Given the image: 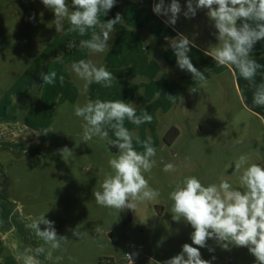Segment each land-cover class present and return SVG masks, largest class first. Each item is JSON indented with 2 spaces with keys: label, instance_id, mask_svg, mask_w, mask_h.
<instances>
[{
  "label": "rangeland",
  "instance_id": "obj_1",
  "mask_svg": "<svg viewBox=\"0 0 264 264\" xmlns=\"http://www.w3.org/2000/svg\"><path fill=\"white\" fill-rule=\"evenodd\" d=\"M73 8L69 6L70 11ZM54 20L53 11L42 0H0V121L28 118L30 125L51 126L43 147L31 149L35 156L15 155L4 169L7 191L2 199L9 203L19 230L28 229L32 220L43 213L45 219L54 221L57 234L70 240L60 250L49 245L53 258L63 257L59 264H149L152 259L163 264L179 254L183 244H192L194 231L186 222L172 219L169 193L187 176H196L204 184L226 179L237 186L238 175L232 174L234 161L241 154L252 163L264 165V126L243 110L231 66L219 65L203 51L201 54L208 56L211 65L207 69L218 67L219 73L209 71L205 81H188V85L181 86L180 94L172 97L176 107L167 115L146 110L153 117L151 123L136 126L126 119L130 131L140 140L150 137L156 148L157 164L145 176L149 187L159 191L154 199L137 203L131 210L132 222L126 224L122 210L99 206L93 196L112 171L108 161L118 151L109 142L116 139L114 133L109 130L105 140H85L82 119L63 115L57 100L53 110L42 104L46 102L45 94L52 93L42 84L43 60L61 35ZM208 33L205 35L209 38H217L215 28ZM192 88L197 90L193 92ZM12 102L17 103L16 109ZM156 118L161 125L166 124L156 126ZM173 127L179 129V136L167 142L165 136ZM19 133L0 134L3 145L14 140L18 143ZM133 145L143 151L135 139ZM64 147L73 155L63 157L59 150ZM20 149L16 147L15 151ZM165 163L174 164L176 170L164 172ZM40 228L43 230L45 225ZM76 230L85 235L81 239L73 236ZM31 237L33 243L36 239ZM207 243L214 251L201 248L200 252L212 264H257L247 247L225 250L214 240ZM131 245L137 253L132 262L125 256ZM48 262L53 264V259Z\"/></svg>",
  "mask_w": 264,
  "mask_h": 264
},
{
  "label": "clouds",
  "instance_id": "obj_2",
  "mask_svg": "<svg viewBox=\"0 0 264 264\" xmlns=\"http://www.w3.org/2000/svg\"><path fill=\"white\" fill-rule=\"evenodd\" d=\"M116 2L117 0H72L75 10L70 11L66 0H42L43 5L55 15L53 23L57 33L63 32L65 21L81 37L93 30L90 38L81 39L78 45L87 49L90 54L108 52L110 34L115 25L122 23V17L117 13L114 19L107 22L101 21L99 17L101 14L106 16ZM204 9H207V16L213 22L219 40V44L205 54L211 56L219 65H234L245 80L252 81L257 69L261 67L250 57V53L258 41H264V0H195V3L187 0L183 15L192 18L198 10ZM153 12L167 17L166 23L174 26L181 13V5L178 0H171L168 5H165V0H159L154 5ZM97 26L100 29L99 34L94 31ZM76 46L75 42L69 44V48ZM194 46L182 33H178L170 41L178 67L190 72L194 80L204 81L203 72L197 70L188 56L190 48ZM71 71L84 82L82 93L93 82L111 88L113 80H116L110 71L104 66H97L91 59L73 62ZM41 76L44 84H52L56 73H41ZM60 79L63 81L62 76ZM196 90L197 88L191 89L193 92ZM253 103L264 106V84L254 93ZM74 115L84 122L82 127L85 140L93 137L108 139L109 130L116 138L109 141L118 149L117 155L108 161L112 171L106 175L100 189L93 192L97 205L118 210H134L137 203L159 196L158 190L149 187L145 176L157 164L156 148L153 147L150 137L140 140L125 126V119L136 126L151 123L152 115L146 110H140L138 115L136 106L123 100L100 99L76 105ZM134 139L143 149L142 152L134 147ZM59 152L63 157L73 155L67 147ZM234 164L235 171L232 175H238L237 186L226 179H221L218 183L204 184L196 176H187L169 193L173 202L172 219L186 222L194 231L190 236L192 244H183L182 251L163 264H212L210 260L203 259L200 252L201 248L214 251L207 243L210 239L225 250L232 246L247 247L256 258L257 264H264V165L250 162L245 154H241ZM175 170L174 164H164V172ZM41 224L45 225L43 230L40 228ZM28 227L44 244L35 249L34 255L25 256L23 264H40L36 257L46 252L44 245L60 250L63 243L70 241L66 236L57 234L54 221L45 219L44 213L32 220ZM72 235L81 239L85 233L76 230ZM134 255L137 253L125 256L132 262ZM47 257L53 259V264H59L63 259L62 256L53 258L51 251L47 252ZM149 264L161 262L152 259Z\"/></svg>",
  "mask_w": 264,
  "mask_h": 264
},
{
  "label": "crops",
  "instance_id": "obj_3",
  "mask_svg": "<svg viewBox=\"0 0 264 264\" xmlns=\"http://www.w3.org/2000/svg\"><path fill=\"white\" fill-rule=\"evenodd\" d=\"M158 2L159 0H117L106 16L101 14L99 19L103 22L114 19L117 13H120L122 17V23L114 26V31L110 34L111 39L108 41V52L104 53L90 54L87 49L81 47L67 52L66 45L69 40L89 39L93 31L89 30L87 35L81 37L79 32L72 31V26L67 23L61 35L55 38L54 44L47 50L45 60H43L45 62L42 64V67L45 66L43 73L54 71L56 78L52 84H44L52 93L45 94L46 102L42 104L49 105L50 110H53V102L57 100V107L64 109L63 115H73L74 120L80 119L74 115L76 105H83L88 100L95 101L96 99L123 100L134 104L138 113L140 110L149 109L154 112L161 111L167 115L174 106L176 107V99L172 98L174 93L179 95L181 86L188 85V81L189 84L195 81L190 72L178 67L176 57L170 47V41L177 37L178 33L184 34L195 45L190 48L188 56L197 70L203 72L205 80L208 78L209 71L219 73L218 67L207 69L211 67L208 56L201 54L210 49V43L213 47L219 44L216 36L209 38L205 35L214 29L213 22L207 16V9L198 10L195 17L186 18L183 12L186 10L187 0H178L181 13L178 15L176 24L171 26L166 23L167 17L153 12V7ZM67 3L72 7V0H67ZM170 3L171 0H165V5ZM94 31L99 34V26ZM250 57L261 65L252 81L245 80L234 65L230 68L239 98L244 105L243 110L264 126V106H257L253 103L254 93L260 85L264 84V41H258L254 45ZM81 59H91L97 66H104L110 71L116 79L113 80L112 87L105 88L93 82L87 91L82 93L84 82L71 71V64ZM61 76L63 81L60 79ZM199 81L196 79V82ZM2 103L5 102L2 101ZM12 104L16 109L17 103L12 102ZM158 120L156 118V126L158 123L160 126L166 124L165 122L161 125ZM126 123L125 119V126H127ZM50 127L30 125L28 118L16 122L0 121V134L20 132L17 138L18 143L14 140L8 145H3L0 139V170L2 171L0 173V264H23L25 256L34 255L35 249L44 244L30 228L24 230L17 228L12 220L13 213L10 212V205L6 199L2 198L7 191L4 169L14 160L15 155L27 154L33 157L34 153L31 149L34 146L43 147ZM32 132H35V136ZM48 145L53 147L52 142ZM16 147L21 149L16 152ZM4 148L8 151H4ZM9 213L11 219L8 218ZM32 235L36 239L33 243ZM44 247L46 252L37 256L36 259L40 264H49L47 257L49 245H44Z\"/></svg>",
  "mask_w": 264,
  "mask_h": 264
},
{
  "label": "trees",
  "instance_id": "obj_4",
  "mask_svg": "<svg viewBox=\"0 0 264 264\" xmlns=\"http://www.w3.org/2000/svg\"><path fill=\"white\" fill-rule=\"evenodd\" d=\"M79 41L80 40H69L67 42V45H66V51L67 52H72V51L80 48L78 46L79 45ZM73 42H75L77 46L76 47L69 48V44L70 43H73ZM178 136H179V129L176 128V127H173V128H171V130H169L168 134L165 136V141H167V142L175 141V139H177ZM122 215H123L124 222L126 224L132 222V212H131V209H124V210H122Z\"/></svg>",
  "mask_w": 264,
  "mask_h": 264
},
{
  "label": "built area",
  "instance_id": "obj_5",
  "mask_svg": "<svg viewBox=\"0 0 264 264\" xmlns=\"http://www.w3.org/2000/svg\"><path fill=\"white\" fill-rule=\"evenodd\" d=\"M131 253H135V249H134V247L131 245L129 248H128V251H127V253H126V255L127 254H131ZM127 257V256H126ZM127 259H128V257H127ZM136 259V255H134V256H132V261H134ZM129 260V259H128ZM130 261V260H129ZM131 262V261H130Z\"/></svg>",
  "mask_w": 264,
  "mask_h": 264
}]
</instances>
